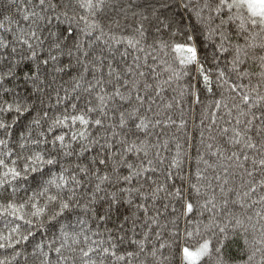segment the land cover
Masks as SVG:
<instances>
[{
    "label": "snow or ice",
    "instance_id": "obj_1",
    "mask_svg": "<svg viewBox=\"0 0 264 264\" xmlns=\"http://www.w3.org/2000/svg\"><path fill=\"white\" fill-rule=\"evenodd\" d=\"M0 264H264V0H0Z\"/></svg>",
    "mask_w": 264,
    "mask_h": 264
}]
</instances>
